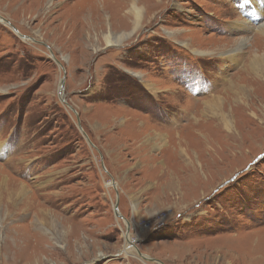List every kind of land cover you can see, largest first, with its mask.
Here are the masks:
<instances>
[{"label":"rangeland","instance_id":"obj_1","mask_svg":"<svg viewBox=\"0 0 264 264\" xmlns=\"http://www.w3.org/2000/svg\"><path fill=\"white\" fill-rule=\"evenodd\" d=\"M242 1L0 0V167L28 188L0 189V264L263 262L264 69L247 62L264 36ZM215 94L231 137L203 109ZM185 163L204 173L187 184Z\"/></svg>","mask_w":264,"mask_h":264},{"label":"bare ground","instance_id":"obj_2","mask_svg":"<svg viewBox=\"0 0 264 264\" xmlns=\"http://www.w3.org/2000/svg\"><path fill=\"white\" fill-rule=\"evenodd\" d=\"M247 1H248L247 3L245 2V0L242 1L241 4H244V3L245 4L242 5L243 8L241 9V12L244 13V17H246L249 22H252L253 24L255 23L257 25V29H258V33L257 34L263 33V36H264V22H262L264 20V17H261L260 14H259V12L254 7V5L258 6V4H261L262 2H261V0H258V1L257 0H254V1L253 0H247ZM241 4H239V6ZM249 7L251 9H249ZM260 8H261V10H263L264 4H261V7ZM244 11H246V12H244ZM130 12L135 16V22H134V24L136 25L137 22H138V20H139L140 9L138 7H135L133 5V7L130 10ZM248 12H249V14L247 15ZM235 21H236L235 27H234V25L231 26L233 29L236 28V29H238L237 31H239L240 29H242V28L245 29V27H247V23L245 21H240V22H238L237 20H235ZM235 21H233V22H235ZM0 22H4L3 21V18L1 16H0ZM136 27L137 26H134V29ZM248 27H251V26H248ZM109 33H111V32L109 31ZM104 38H105L106 45H110V44L111 45L112 44L119 45V44H121V41L120 40H116L115 42L112 43L111 42L112 38L109 36V34L105 35ZM246 40H247V38L246 39L245 38L238 39L236 42H234L235 43V46H237L238 49H240L244 45V43L246 42ZM190 50H192L193 52H195L197 54H200V55L201 54H206L205 52L198 51L196 49H190ZM219 51H220L219 52L220 55L221 54L222 55L223 54H226V55H229L231 57H233V55L236 56L237 55V52H238L237 51V48L236 49L235 48L228 49L227 51L224 50V52H222V50H219ZM229 52H231V53H229ZM247 65L248 66H251L256 71L261 72V70L264 69V53H259L258 50L254 48L251 51V54L249 56V60L247 62ZM230 83H232V86L231 87L230 86H227L226 90H229V89L231 90L232 89V87H233V81H231ZM201 103L204 105L203 109H206L211 115L213 114L215 116L214 118L216 120H219L220 121V124L225 129V131L227 132L226 134L228 135V137H231V135L234 133V130H236V128H234V130H233V127L234 126H233V121L230 119V115L228 113L226 114V112L223 109V107H221V98H220L219 94H215V95H212L210 97H207ZM244 103H247V102L244 101ZM159 137H161V136H159ZM154 141L155 142L157 141L159 143L158 145H161L162 146L164 144V142H166V139L165 138H161V139H156ZM0 151H1V147H0ZM185 165H186V168L185 169L186 170H190L189 175L187 177H185L189 181L188 183L186 182L187 184H189L190 182H192L195 179V177L197 178L198 175H199V173H201V172L204 173L201 166H200L201 168H199V171H198L194 167V165L192 163H185ZM202 166H203V164H202ZM161 168H162L163 172L159 176L161 177L162 182H160V184L158 185V187L161 188L163 191H165L166 189L175 188L174 190L177 189V191L179 192V190H180L179 189L180 188L179 186H181V184L177 183L176 178L173 175V170H171L169 172L168 169H166L164 167H161ZM165 169H166V171H165ZM177 170L180 173L181 169L180 168H177ZM108 171H109V169H108ZM4 174H6V176ZM154 176H155V174H154ZM1 188H4L6 190V192H7L8 195H11V194L23 195V194H25L28 191V188H27V185L26 184H24V183H22V182H20V181H18L16 179H13L10 175H8L6 172H4V170H2V168L0 167V189ZM182 208H184V207H182ZM175 212H177V211H175ZM170 216H172L171 213H170ZM185 217L186 216H184L182 218L185 219ZM129 224L130 223L128 222V224H127L128 225V228H129ZM125 226H126V223H125ZM129 231L127 229L126 230V234L124 236L128 240H131L130 239V233H129ZM261 247L264 249V245L261 246ZM127 250H128V248H127ZM137 253L140 256H142V257H146V256H144L143 254H141L138 251H137ZM101 254H103V253L101 252L99 255H101ZM145 259H149L150 260L151 258L146 257ZM262 260H263V262L262 263H259V264H264V257H263ZM154 261L157 262L156 260H154Z\"/></svg>","mask_w":264,"mask_h":264},{"label":"crops","instance_id":"obj_3","mask_svg":"<svg viewBox=\"0 0 264 264\" xmlns=\"http://www.w3.org/2000/svg\"><path fill=\"white\" fill-rule=\"evenodd\" d=\"M111 178H112V180L110 179V182H113V183H115V181H114V179H113V177L111 176V174H108ZM122 182H120V184H121ZM114 187H113V189L117 192L118 191V188H117V186H116V184L114 185V184H112ZM121 186H123L122 184H121ZM175 188H171L170 190H174ZM119 197L120 196H118L116 193H115V201L117 200V209L119 208V210H118V213L120 214V212H122L121 211V205H120V201L121 200H119ZM136 198V200L134 199H132V201H142V197H139V196H137V197H135ZM154 199H153V197L152 198H150L148 195L146 196V199L144 200V201H146L147 203H149L150 202V204H151V201H153ZM149 204V205H150ZM135 205V208L132 210V211H134V210H138L139 209V205H136V203L134 204ZM177 215H179V212H177V213H175L173 216H171V217H168V218H166L165 220V222H169L171 219H172V217H175V216H177ZM127 217L129 218V216H128V214H127ZM128 222V221H127ZM164 222V223H165ZM174 244H176V246L174 247V248H176V250H175V252H174V254L172 255V256H170V257H183V256H186V254L188 253V252H190L188 249V243L186 242V241H181V240H178L177 242H175ZM188 245V246H187ZM178 248H182L183 249V252L181 253V250H178ZM174 262V261H173ZM172 262V263H173ZM175 263V262H174ZM176 264V263H175Z\"/></svg>","mask_w":264,"mask_h":264},{"label":"water","instance_id":"obj_4","mask_svg":"<svg viewBox=\"0 0 264 264\" xmlns=\"http://www.w3.org/2000/svg\"><path fill=\"white\" fill-rule=\"evenodd\" d=\"M13 30L16 32V33H19L16 29H14L13 28ZM20 35V34H19ZM20 37H22V36H20ZM22 38H25V37H22ZM78 127H79V129L81 130L82 128L80 127V125H79V123H78ZM111 180H112V178H110ZM114 207H115V213H116V215L117 216H119L120 218H123L119 213H118V209H117V200H116V203H115V205H114ZM124 219V218H123ZM124 221H125V223H126V229H128V222L124 219ZM150 260H155V259H153V258H151Z\"/></svg>","mask_w":264,"mask_h":264}]
</instances>
